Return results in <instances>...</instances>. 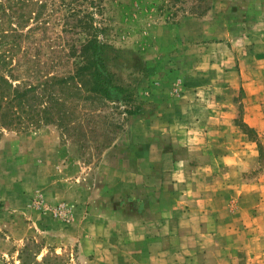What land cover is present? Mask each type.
<instances>
[{
    "label": "rangeland",
    "instance_id": "obj_1",
    "mask_svg": "<svg viewBox=\"0 0 264 264\" xmlns=\"http://www.w3.org/2000/svg\"><path fill=\"white\" fill-rule=\"evenodd\" d=\"M43 1L12 57L63 76L79 60L67 55L72 38L85 35L63 31L64 0ZM88 1L79 6L108 41L138 55L139 66H112L132 101L94 93L87 75L35 118L0 124V264H227L223 251L264 264V0ZM134 105L141 112L128 114ZM176 184H216L245 231L195 246L182 224L159 243L175 249L153 260L152 241L142 247L113 218L93 217L134 214L129 196L150 186L159 202L186 200Z\"/></svg>",
    "mask_w": 264,
    "mask_h": 264
},
{
    "label": "trees",
    "instance_id": "obj_2",
    "mask_svg": "<svg viewBox=\"0 0 264 264\" xmlns=\"http://www.w3.org/2000/svg\"><path fill=\"white\" fill-rule=\"evenodd\" d=\"M86 0H64V27L65 33H83L82 36L72 38L70 54L79 57L72 73H50L30 59H15L12 54H17L21 49L22 39L29 37L35 28L27 25L32 12L38 19L47 7L45 1L31 0H0V124L12 125L21 122L23 114L28 118H35L36 114L46 110V99L53 105L58 104L56 90L81 89L83 78L91 77V91L100 94L112 101L128 104L132 101L131 88L122 83L113 70V65H124L132 62L139 66L138 55L133 50L116 47L106 37V32L94 19V11L82 8L79 5ZM88 1V0H87ZM101 0H89V5L97 4L101 10ZM37 3V9L30 5ZM84 10L83 15L81 14ZM29 28L24 32V28ZM79 28V30H78ZM79 44L74 45L75 41ZM70 44V42L68 41ZM135 59V60H134ZM134 60V61H132ZM132 65V66H133ZM70 72V71H69ZM23 78V85L21 79ZM14 84L13 81H18ZM34 80H37L34 82ZM3 102L6 103L4 108ZM43 107V108H42ZM128 114L141 112L139 106L127 108Z\"/></svg>",
    "mask_w": 264,
    "mask_h": 264
},
{
    "label": "crops",
    "instance_id": "obj_3",
    "mask_svg": "<svg viewBox=\"0 0 264 264\" xmlns=\"http://www.w3.org/2000/svg\"><path fill=\"white\" fill-rule=\"evenodd\" d=\"M162 152L165 153L164 150ZM163 156L167 158L166 154H163ZM183 177L186 178L185 172H183ZM123 186L128 188L130 185ZM177 187L179 188L178 195L184 192L183 197L186 195L188 197L186 200L176 197L168 200L166 203L159 202L157 197H154V195H157L158 187L150 186L147 191H143V194L137 196L135 194L134 196V194L131 193L132 195L129 196L135 198V204L138 210L135 211L134 214L118 217L113 207L112 209L106 207L95 211L93 217L96 218V215H98L97 219L104 222L108 218H113L117 224L125 229L126 234H128L131 239L140 241L142 247L143 243L145 246H148L150 241H152V245H155L157 248L146 247V252L152 249L151 254H149L153 260L159 259L160 255L169 254L175 249L171 244L166 247L159 246V243L161 240L169 239L173 241L176 237H179L177 234L179 230L181 231L182 224L186 226L183 227L185 228V234H182V236L184 239L197 240L195 246H204V244H206L201 241H217L222 238L231 240L237 233L245 231L246 226L239 225L240 219L238 220L239 222L234 221L235 218L233 219L232 217L233 210H228L226 202L221 198V191L216 184L205 187L194 184H182L179 186L176 184V188ZM123 204L125 208L129 206L127 197ZM235 214L237 215V213ZM95 223L99 222L95 219ZM196 223H198V228H195ZM142 247L140 249H135L134 252H144ZM191 251H193L191 253L195 255L196 251L193 249ZM223 252L225 253L223 262H227V264H237V261L233 259V253L227 251ZM232 261H234V263H231Z\"/></svg>",
    "mask_w": 264,
    "mask_h": 264
}]
</instances>
